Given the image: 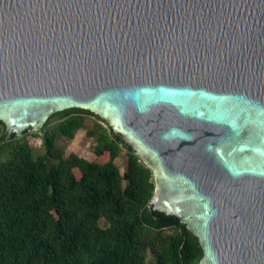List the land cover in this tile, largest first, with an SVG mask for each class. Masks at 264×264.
Returning <instances> with one entry per match:
<instances>
[{
    "label": "water",
    "instance_id": "obj_1",
    "mask_svg": "<svg viewBox=\"0 0 264 264\" xmlns=\"http://www.w3.org/2000/svg\"><path fill=\"white\" fill-rule=\"evenodd\" d=\"M73 107L152 169L199 264H264V0H0L6 138Z\"/></svg>",
    "mask_w": 264,
    "mask_h": 264
},
{
    "label": "trees",
    "instance_id": "obj_2",
    "mask_svg": "<svg viewBox=\"0 0 264 264\" xmlns=\"http://www.w3.org/2000/svg\"><path fill=\"white\" fill-rule=\"evenodd\" d=\"M88 111L51 114L42 128L54 116L64 119L44 133V153L25 138L0 137V264H199V238L179 218L149 207L152 169L111 125L95 147L110 151L103 165L57 148L58 136L72 139L84 126L73 114ZM121 146L131 151L124 175L113 162Z\"/></svg>",
    "mask_w": 264,
    "mask_h": 264
},
{
    "label": "rangeland",
    "instance_id": "obj_3",
    "mask_svg": "<svg viewBox=\"0 0 264 264\" xmlns=\"http://www.w3.org/2000/svg\"><path fill=\"white\" fill-rule=\"evenodd\" d=\"M73 115L83 118L84 126L76 132V135L72 139H69L65 136H58L56 140L57 148L61 149L66 156L69 153H76L77 155L87 159L88 162L97 163L99 165L105 164L110 159V151H103L99 154L96 152L95 147L98 144V137L102 133V128H105L106 133L110 135L109 120L105 117L97 115V113L93 111L76 112ZM61 119H64V115L54 116L46 128H42V126L38 130H28L22 135H16V138H25L37 153H44V133L46 132V130H50L51 126L59 122ZM6 133V127L0 123V137L5 136ZM130 155L131 151L128 148L121 146L119 154L113 158V162L119 166L120 171L123 175L128 169ZM50 161L54 162V159L50 158ZM48 164L49 161H46L45 165ZM74 173L76 176H80V172L77 169H75ZM105 224V219L102 218L101 225ZM172 232V228H166L162 231V233L164 234ZM152 260L153 255L149 253L148 261Z\"/></svg>",
    "mask_w": 264,
    "mask_h": 264
}]
</instances>
